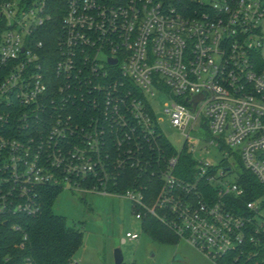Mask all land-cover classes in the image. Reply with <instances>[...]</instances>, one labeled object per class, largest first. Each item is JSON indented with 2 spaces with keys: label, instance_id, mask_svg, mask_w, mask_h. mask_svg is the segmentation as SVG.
<instances>
[{
  "label": "built area",
  "instance_id": "1",
  "mask_svg": "<svg viewBox=\"0 0 264 264\" xmlns=\"http://www.w3.org/2000/svg\"><path fill=\"white\" fill-rule=\"evenodd\" d=\"M66 10L50 69L35 41L52 18L46 1L0 0V216L34 215L40 190L70 189L128 199L137 220L158 218L215 264L264 247V196L246 202L241 175L228 181L238 161L264 188V0H67ZM158 96L185 137L169 158ZM199 126L235 160L194 158L185 181L175 171ZM129 170L160 181L153 206L142 184L113 191Z\"/></svg>",
  "mask_w": 264,
  "mask_h": 264
},
{
  "label": "trees",
  "instance_id": "2",
  "mask_svg": "<svg viewBox=\"0 0 264 264\" xmlns=\"http://www.w3.org/2000/svg\"><path fill=\"white\" fill-rule=\"evenodd\" d=\"M47 11L52 18L47 21L43 28L37 33L35 41L44 42L46 51L43 53L45 65L50 69L57 59L58 39L62 33V22L67 12V0H45ZM162 147L167 158L177 155V150L166 139H161ZM225 162V161H224ZM220 167L226 169V162ZM198 163L192 155L185 151L180 157L179 165L175 174L182 180L193 181L196 178V167ZM242 170L239 184L247 191L244 201L255 200L264 196V188L249 171ZM142 184L145 192V203L147 206L156 200L160 192L161 184L157 180L154 182L149 173L139 174L138 171H127L119 181L114 192L124 194L125 190L137 187ZM208 188L210 185L201 182L199 188ZM61 191L53 188L40 190V209L34 215L19 214L11 216H0V264H72L76 252L81 249L84 239L83 233L72 230L66 219L54 213V203ZM242 202V200H241ZM243 204V202H242ZM142 211V210H141ZM143 212L141 221L144 231L154 240L161 243H173L181 240L173 230L167 227L161 220ZM7 222V225L4 223ZM24 237H27L24 240ZM264 244V240H263ZM24 245V246H22ZM246 255L238 261H233L232 257L227 259L229 264H264V247L259 245H247ZM258 256L254 257L253 255Z\"/></svg>",
  "mask_w": 264,
  "mask_h": 264
},
{
  "label": "rangeland",
  "instance_id": "3",
  "mask_svg": "<svg viewBox=\"0 0 264 264\" xmlns=\"http://www.w3.org/2000/svg\"><path fill=\"white\" fill-rule=\"evenodd\" d=\"M170 101L165 96L152 100L154 113L164 136L178 151H182L184 140L182 131L173 128L169 117L164 113ZM193 133L190 142L199 141L192 157L198 161L220 166L233 163L216 146L200 138L210 137V132L202 127ZM224 162V163H225ZM244 171L238 161L234 164L228 181H234ZM54 213L64 219L72 230L83 233L84 243L73 259L72 264H116L115 251L124 256L123 264H215L200 250L186 240L161 243L154 240L143 229V222L136 219L134 208L128 199L119 196H104L99 193L85 194L64 189L53 206ZM127 233L137 234L140 239L129 240Z\"/></svg>",
  "mask_w": 264,
  "mask_h": 264
},
{
  "label": "water",
  "instance_id": "4",
  "mask_svg": "<svg viewBox=\"0 0 264 264\" xmlns=\"http://www.w3.org/2000/svg\"><path fill=\"white\" fill-rule=\"evenodd\" d=\"M4 224L7 225V222H5ZM115 253H116L115 255L116 264H123L124 263L123 253L120 250H116Z\"/></svg>",
  "mask_w": 264,
  "mask_h": 264
}]
</instances>
